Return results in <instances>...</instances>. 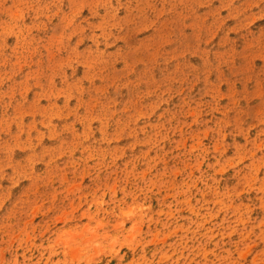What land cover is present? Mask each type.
Instances as JSON below:
<instances>
[{
  "label": "rangeland",
  "instance_id": "obj_1",
  "mask_svg": "<svg viewBox=\"0 0 264 264\" xmlns=\"http://www.w3.org/2000/svg\"><path fill=\"white\" fill-rule=\"evenodd\" d=\"M0 264H264V0H0Z\"/></svg>",
  "mask_w": 264,
  "mask_h": 264
}]
</instances>
